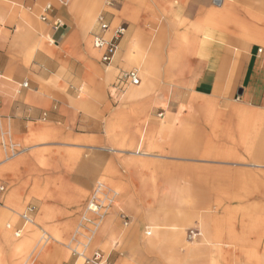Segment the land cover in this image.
<instances>
[{
  "label": "crops",
  "instance_id": "1",
  "mask_svg": "<svg viewBox=\"0 0 264 264\" xmlns=\"http://www.w3.org/2000/svg\"><path fill=\"white\" fill-rule=\"evenodd\" d=\"M88 3L97 10V3L89 0ZM140 4L137 9L129 6L122 11L109 10L114 15L112 19L106 17L110 27H124L118 52L110 65L102 64L101 51L90 40L87 30L91 24L84 26L78 19V29L67 31L64 24L53 29L51 21H47L53 36L52 47L45 44L44 29L32 13L24 12L22 17L15 18L13 13H7L9 6L0 4V206L5 208L0 212V264L39 261L38 242L27 257L16 249L19 238H13L2 224L6 218L14 220L15 211L26 201L128 197L130 202L131 196L206 193L213 194L206 197V202L214 201L216 207L222 206L220 202H229L245 208V213L246 208H252L251 218L262 213L264 0H141ZM141 9L159 13L155 16L165 22L155 43L161 42L164 33L174 44L168 54V64L174 71L160 85L155 80V60L147 52V46L154 44L153 35L140 26L149 15H141ZM69 10L76 15L72 8ZM125 12L138 28L134 35L135 41H139L137 55L127 50L125 26L113 23L114 19H124ZM13 22L16 27L9 38L11 25L7 23ZM153 23L157 25L156 21ZM145 24L155 29L147 21ZM78 41H83L85 51L78 48ZM142 54L150 60L138 65ZM186 56L189 58L185 59ZM98 57L103 70L96 63ZM119 65L144 69L142 83L139 76V84L133 85L135 88L126 96L136 98L132 104L124 102L120 108L112 109L103 97V90L99 96L95 91L86 94L80 90L94 86L95 72L102 73L105 80L112 70H123L117 68ZM24 82L27 86H21ZM112 89L108 97H118L127 86L122 93ZM156 115L159 120L166 116L168 120L149 119ZM199 116L201 120L197 119ZM198 129L202 130V141L196 143L194 133ZM180 130L184 132L179 133ZM198 144H202L197 149L202 158L163 155L168 152L194 155V146ZM131 153L147 158L165 156L164 159L172 161L162 173H156L162 177L157 175L153 181L150 168L142 166L145 160L134 163L136 159L130 158ZM135 164H141L138 172H133ZM118 182H123L119 192L115 189ZM49 193L55 197L49 198ZM31 205L36 212L30 224L37 231L40 227L34 219L39 206ZM46 206L52 207L50 203ZM157 211L163 210L154 209L151 204L132 208L130 213L117 207L101 216L100 230L106 227L109 231L122 216L130 222L131 213L138 215L137 225L147 224L149 214H156L160 224L172 220ZM46 214L42 212L43 221ZM217 214L214 222L204 226L209 237H231L239 228L233 222H240L239 218L235 221ZM61 216L62 232H69L71 217L64 213ZM26 227L21 224L18 228L21 232ZM162 229L163 225L158 231ZM195 229L200 236L201 230ZM147 230L145 235H152ZM171 230L163 237V245L168 246L182 234ZM132 232L125 245L131 242L148 246L147 238L133 235L137 229ZM179 248L171 250L181 257L183 249ZM191 249L196 264H207L208 257H227L221 248L214 246L191 245ZM127 255L117 257L126 259ZM248 256L242 255L241 264H247Z\"/></svg>",
  "mask_w": 264,
  "mask_h": 264
},
{
  "label": "rangeland",
  "instance_id": "2",
  "mask_svg": "<svg viewBox=\"0 0 264 264\" xmlns=\"http://www.w3.org/2000/svg\"><path fill=\"white\" fill-rule=\"evenodd\" d=\"M14 1V2H13ZM83 6L86 8L90 5L88 3V0H81ZM93 2L94 4L97 3L98 8L95 10V12L90 16L89 18H85L86 16L76 14L74 15L70 10L69 6L73 3V0H69L66 4L60 2L59 0H0L1 5L9 6L7 9L9 12L7 13H13L15 18L22 17L23 13H32L33 16L37 19V22L43 27L44 34L46 36L45 44L51 45L53 47L52 42V32L50 29V26L48 23L41 20L39 14L42 10V8L48 4L49 2H52L54 9L53 13L61 19L63 24L67 27V31H75L78 29V19H81V23L85 26L87 24V21L89 19V25L91 26L88 28L87 33L90 37L91 42L93 41V36L98 32V24H97V16L98 14H102L108 19H112L114 15L109 11L111 9H114L115 11H122L128 9L129 6L135 7V9L140 6L141 0H115L113 1L112 5H109V0H89ZM15 4H13V3ZM136 3V4H135ZM188 4V1L184 3L185 5ZM182 10H184L182 8ZM6 13V14H7ZM141 15H149L147 18L144 19L142 22L143 30L147 32L148 34H152L154 38V44L151 46H147L148 49V55L150 57L154 58L153 62V68L155 70V80L159 81V84H161L162 79H167L168 75L174 71V68L172 65L168 64V54L174 44H171L169 41V37L167 34H164L160 36L161 42L158 44L155 43V40L160 35V31L164 30V20L160 21V19L155 16L159 13L156 12H149L148 10L141 9L140 11ZM78 15V17H77ZM124 19L122 20H116L114 19V25L121 23L125 26V32L128 35L127 36V50L131 52L132 55L138 54V42L135 41L134 35L137 31V27L135 24L131 22L129 19L128 12H125L124 15H122ZM146 21L150 24H154L153 22H157V25H151L154 30L147 27L145 24ZM159 22V24H158ZM11 26H9L8 35L9 38L12 37L13 31L16 26H13L16 24V22L13 23H7ZM62 29V28H61ZM59 29V30H61ZM58 30V31H59ZM156 49H154L153 48ZM150 47V48H149ZM78 48L85 51L84 43L83 41H78ZM100 56V53H99ZM143 58H146L150 60L148 57H145V54H142ZM186 58H189V56H186ZM95 62V61H94ZM96 63L99 65L100 69L103 70V66L99 62V57L96 61ZM156 66V68L154 67ZM109 68L112 69L111 66ZM108 69V72L110 69ZM117 68L119 69H136L139 72V76L141 78L142 83V68H139L136 65H127L122 66L119 65ZM121 70L114 69L111 71L109 77L107 79L101 78L103 75L102 73L99 75L95 72L94 74V86L92 88H88L86 86L80 87L81 91H84L86 94H89L88 92L95 91L96 96H99V91L103 90V97L105 101H108L107 103L110 105V108H120L124 102H127L129 104H132V102L136 101V98H127L128 92L135 88L133 85H128L127 90L124 92L123 95H119L118 97H114V95L108 97V94L113 91L111 87L112 81H114L115 75ZM161 79V80H160ZM147 93V92H146ZM130 97V94H129ZM93 100V98L91 99ZM134 100V101H133ZM96 102V99H95ZM98 103V102H97ZM158 114V113H157ZM151 120L160 121V122H166L167 116L159 120L157 115L155 117H149ZM198 120H201V117L199 116L197 118ZM183 130H180L179 133H182ZM184 132V131H183ZM201 129H198L194 133L195 142L197 143L198 140L202 141L201 138ZM198 148H202V144H198L194 146V149L196 150L194 155L191 154L188 156L185 152H180V154H173V153H163V155H168L175 158H202V154L198 152ZM135 149H131V151H134ZM201 151V150H200ZM152 153H154L152 151ZM161 153H159L160 155ZM131 159H136L135 162H138L139 159L145 160V164L142 165L147 166L150 168V173H153L154 180L156 181L157 175L158 177H162V174H157L158 172L162 173L163 169L170 164L171 159L166 158L165 156L161 157H155V158H147V156L141 157L140 155L131 153L130 155ZM147 159V161H146ZM136 169H133V172H138L140 170L141 164H135ZM203 169V168H202ZM123 184V182H118L117 187L115 188L117 192H119L120 187L119 185ZM102 190H105L102 188ZM217 194H223V193H217ZM214 194V195H217ZM229 194V193H224ZM213 194H206V193H199V194H181V195H145L142 196H131V201L129 202V198H121L117 197L115 199H105V200H99V199H90V200H81V199H72V200H54L51 202H43V203H34L30 201H26L21 205V208L15 211L13 217H15L14 220H10L8 218L3 220V227L6 229L9 234L13 238H19V236H15L14 232L15 230L20 227L22 224V217H20L21 213H23L28 205L34 204L36 206H39V211L36 214L35 217V223H38V226L40 229H38V232H41V235L43 237L38 239V245L37 248H39L40 257L38 262L30 261L26 264H96L89 262V259L92 257L95 250H98L102 252L103 258L101 261V264H174L175 256H177L171 249L173 247L177 246L180 247L179 249H183L181 257L182 264H196L197 258L192 254L191 245L193 246H205V247H216L221 248L227 255L225 256H217V257H208L207 258V264H212L211 260L212 258H216L217 262L215 264H241L240 258L242 255H250L248 256L247 264H264V206L261 207L262 213L259 214V216H254L251 218V209L246 208V213L244 211L245 208H238V206H233L231 203H223L222 206L218 205L217 207L213 202L207 203L206 197H210ZM49 198H54V196L51 195V193L47 194ZM66 197V196H64ZM51 204V208H49V211H47V214L45 215L46 218H44V221L42 220V212L45 209L46 204ZM151 204L153 205L154 209H161L163 211H157L161 212L162 214H166L167 216L172 217V220H168L163 224H160L158 221L156 224V230L152 229L151 226H153V221H148L147 224H141L137 225V214L131 213V220L130 222H125L124 217H120V219L117 220V223L111 226L109 231H106L104 227L103 230H100L101 226L99 225V221L101 220V216L104 214H107L108 212H114L117 207H120L123 209L125 213H130L129 210L132 208H138L139 206H145ZM129 205L132 208H127ZM238 209H241L242 212H240ZM5 211V208L0 206V212ZM9 213V211H7ZM66 217H71V221L68 222L70 225V231L69 232H62L63 228V219L61 220V214H63ZM82 213V214H81ZM156 213V212H155ZM221 213V215L231 220H240V222H233L234 227H239L238 230L233 231L231 234V237L229 238H214L212 236V239L209 237V233L205 230V224L214 222V214ZM153 215V214H152ZM76 216V217H75ZM113 214L109 216L108 223L111 222ZM108 215L105 217L107 218ZM158 218V216L156 215ZM103 218V220H105ZM261 218V219H259ZM245 219H256L254 222H245ZM68 221V220H66ZM7 223L10 224L9 227H7ZM35 224V225H36ZM27 230L29 231H35L31 226L30 223H26ZM148 225V228L146 226ZM163 228L158 231L159 228ZM197 227L199 230H201L202 234L199 236H196L194 239H190L186 235V229L187 228H195ZM58 228V233L61 234L59 240H56L54 235L52 234V231ZM86 228L87 230H85ZM137 229V232H134V236L138 238H147L148 246L144 247L141 245H136V243L132 244L131 242L126 244V238L129 237V234L133 233V229ZM172 228L174 233L181 232L182 234L178 238L179 243L176 242L175 239H173V242H171L168 246L163 245L162 249L159 250L155 246L151 245L148 240L156 237V235L161 236L164 233V236L167 233V230H170ZM177 228V229H176ZM150 229L152 232V235H145V230ZM25 230V231H27ZM35 231V232H37ZM22 232V231H21ZM20 232V234H21ZM210 238V240H209ZM207 241V242H206ZM212 241V242H209ZM33 244L30 249L26 252V256L30 257L31 248L35 245ZM35 245V246H36ZM174 250V249H173ZM131 253V254H130ZM125 258H118L119 255H126ZM188 255V257H187ZM226 258H228L226 260ZM32 259V258H31ZM173 260V261H172Z\"/></svg>",
  "mask_w": 264,
  "mask_h": 264
},
{
  "label": "built area",
  "instance_id": "3",
  "mask_svg": "<svg viewBox=\"0 0 264 264\" xmlns=\"http://www.w3.org/2000/svg\"><path fill=\"white\" fill-rule=\"evenodd\" d=\"M115 0H109V5L113 4ZM54 6L52 2L46 4L40 13V18L42 21L47 22L51 21V26L53 29H57L63 25L61 19L53 13ZM97 24H98V32L94 34L93 41L94 45L98 50L101 51L100 61L104 65H108L111 60L113 59L115 53L117 52L118 45L120 40L124 34V27L117 25L114 27H110V23L108 22L107 18L102 15L98 14L97 16ZM139 75L137 70L129 69V70H121L119 71L114 81L111 83V86L116 89L117 93H122L126 89L128 85H137L139 84ZM21 86H27V83L24 82ZM36 212V208L33 205H28L23 213H21L20 217H22V224L31 223L33 220V215ZM124 221L127 222V217L124 216ZM20 229L15 231V235L18 236L20 233ZM200 232L195 228L187 229V237L190 239H194L198 236ZM103 255L102 252L95 250L92 257L89 259V262H93L96 264H101Z\"/></svg>",
  "mask_w": 264,
  "mask_h": 264
},
{
  "label": "bare ground",
  "instance_id": "4",
  "mask_svg": "<svg viewBox=\"0 0 264 264\" xmlns=\"http://www.w3.org/2000/svg\"><path fill=\"white\" fill-rule=\"evenodd\" d=\"M60 2H62V3H64V4H66L67 5V3H69L68 1L69 0H59ZM70 8H72V10H74V12L77 14H80V15H84V16H86L85 18H89L90 16H92V14L95 12V9H94V5L92 4V3H90V5L88 6V7H84L83 6V4H82V1L81 0H73V3L69 6ZM89 19H88V21H87V24L89 25ZM93 46L94 47H96L95 45H94V41H93ZM118 50V49H117ZM116 50V51H117ZM118 52V51H117ZM116 52V53H117ZM116 53H115V55H116ZM115 55H114V57H115ZM114 59V58H113ZM144 60H148V59H146V58H143L142 56H141V60H139L140 61V63H139V61L137 62L138 63V65L140 64V65H142V64H144ZM111 64V63H110ZM109 64V65H110ZM138 88H140V87H138ZM47 211H49V208L46 206L45 207V209H44V212H47ZM148 220L149 221H153V224L156 222L157 223V221H158V218L156 217V214H149V216H148ZM32 223V222H31ZM9 224V223H8ZM27 226V225H26ZM156 224H154L153 226H151V228L152 229H154V230H156ZM27 228V227H26ZM22 230V229H21ZM147 230V229H146ZM146 230H145V232H146ZM43 231V230H42ZM41 231V232H42ZM148 231V230H147ZM41 232H35V231H22L21 232V234H20V237H19V240H18V243H17V247H16V249H17V251H19L20 253H23L24 255H26V252L30 249V247L33 245V244H35V243H37V241H38V239L39 238H41V237H43L42 235H41ZM149 232V231H148ZM151 232V231H150ZM52 234L54 235V237H55V239H57V240H59V238H60V235L61 234H59L58 233V230L57 229H55V230H53L52 231ZM147 234V233H146ZM165 234V233H164ZM164 234L163 235H161V236H158V235H156V237H153V238H151V239H149L148 240V242L151 244V245H153V246H155L156 248H158L159 250H161L162 249V246H163V237H164ZM173 239H175L176 240V242L177 243H179V241L180 240H178V238H173ZM187 257H188V255H187ZM173 261V260H172ZM174 262V264H182V261H181V258L180 257H178V256H175V260L173 261ZM217 262V259L216 258H212V260H211V263L212 264H215Z\"/></svg>",
  "mask_w": 264,
  "mask_h": 264
}]
</instances>
